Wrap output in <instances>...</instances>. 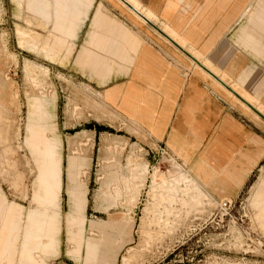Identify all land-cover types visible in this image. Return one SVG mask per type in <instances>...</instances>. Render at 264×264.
<instances>
[{
    "label": "crops",
    "instance_id": "obj_1",
    "mask_svg": "<svg viewBox=\"0 0 264 264\" xmlns=\"http://www.w3.org/2000/svg\"><path fill=\"white\" fill-rule=\"evenodd\" d=\"M125 1L152 24L122 0L26 5L57 26L51 36L69 38L74 73L106 108L185 163L189 179L205 194L233 196L264 166V0ZM17 31L20 44L50 59L71 53L67 39L49 44L50 38ZM46 116L44 97L33 98L25 142L41 150L31 154L42 171L51 154L61 161L53 199L49 190L34 191L40 167L27 209L0 193V239H22L0 240V264H50L48 257L60 253L62 223L72 244L69 254L84 264H114L118 249L110 239H94L110 238L112 222L88 221L91 235L83 236L85 157L66 160L68 208L62 209L61 142L47 135ZM111 181L105 176L98 200H116L118 186L112 189ZM259 214L264 218V206Z\"/></svg>",
    "mask_w": 264,
    "mask_h": 264
},
{
    "label": "rangeland",
    "instance_id": "obj_2",
    "mask_svg": "<svg viewBox=\"0 0 264 264\" xmlns=\"http://www.w3.org/2000/svg\"><path fill=\"white\" fill-rule=\"evenodd\" d=\"M27 1L0 0V193L27 209L40 167L34 191L49 190L53 199L61 161L51 154L44 162L49 168L42 171L41 161L39 166L33 159L41 150L25 142L33 98L44 97L47 135L54 133L61 142L62 209L68 208L66 160L85 157L88 220L83 236L91 235L88 221L112 222L109 241L118 249L114 264H264V218L259 214L264 166L233 196L204 188L205 194L189 179L185 163L165 156L142 129L112 113L80 81L69 38L71 53L59 52L55 59L20 44L18 29L50 38L49 44L66 40L51 36L57 26L28 9ZM105 176L112 179V189L118 186L116 200L96 198ZM60 240L59 255L48 262L84 264L69 254L72 244L63 223Z\"/></svg>",
    "mask_w": 264,
    "mask_h": 264
},
{
    "label": "water",
    "instance_id": "obj_3",
    "mask_svg": "<svg viewBox=\"0 0 264 264\" xmlns=\"http://www.w3.org/2000/svg\"><path fill=\"white\" fill-rule=\"evenodd\" d=\"M123 2H125L133 11H135L137 14H139L143 19H145V21L151 23V21L147 18H145L139 11H137L132 5H130L128 2H126L125 0H122ZM152 24V23H151ZM156 29L161 32L162 34H164L169 40H171L172 42H174L167 34H165L162 30H160L159 28L156 27Z\"/></svg>",
    "mask_w": 264,
    "mask_h": 264
},
{
    "label": "bare ground",
    "instance_id": "obj_4",
    "mask_svg": "<svg viewBox=\"0 0 264 264\" xmlns=\"http://www.w3.org/2000/svg\"><path fill=\"white\" fill-rule=\"evenodd\" d=\"M130 1V0H129ZM120 2V1H119ZM128 2V1H126ZM133 3V2H132ZM134 4V3H133ZM130 5H132L130 3ZM135 5V4H134ZM133 6V5H132ZM136 6V5H135ZM134 7V6H133ZM128 8V7H127ZM135 8V7H134ZM131 9V8H130ZM137 11H139L137 8H135ZM133 11V10H132ZM140 12V11H139ZM133 13H135V15L139 18H141L143 21H145L139 14H137L135 11H133ZM141 13V12H140ZM145 18L149 19L148 17H146L143 13H141ZM170 37V36H169ZM171 38V37H170ZM115 160L114 158H112V161ZM73 223V222H71ZM94 239H111V238H94ZM0 240H22V239H0Z\"/></svg>",
    "mask_w": 264,
    "mask_h": 264
},
{
    "label": "built area",
    "instance_id": "obj_5",
    "mask_svg": "<svg viewBox=\"0 0 264 264\" xmlns=\"http://www.w3.org/2000/svg\"><path fill=\"white\" fill-rule=\"evenodd\" d=\"M159 148H160L161 152H162L165 156H168V157H171V156H172L171 153H170L169 151H167L166 148H164V147H159Z\"/></svg>",
    "mask_w": 264,
    "mask_h": 264
},
{
    "label": "trees",
    "instance_id": "obj_6",
    "mask_svg": "<svg viewBox=\"0 0 264 264\" xmlns=\"http://www.w3.org/2000/svg\"><path fill=\"white\" fill-rule=\"evenodd\" d=\"M92 126H90L89 128H91ZM93 127H96V126H93Z\"/></svg>",
    "mask_w": 264,
    "mask_h": 264
}]
</instances>
